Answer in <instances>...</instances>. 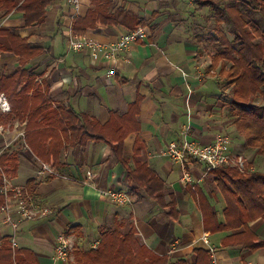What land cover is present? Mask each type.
Here are the masks:
<instances>
[{
  "label": "crops",
  "instance_id": "1",
  "mask_svg": "<svg viewBox=\"0 0 264 264\" xmlns=\"http://www.w3.org/2000/svg\"><path fill=\"white\" fill-rule=\"evenodd\" d=\"M108 1L104 12L108 21L88 29V34L102 42H114L123 32L139 26L142 19L150 33L148 42L133 43L120 54L117 74L110 81L104 59L94 60L89 51L68 50L67 0H52L40 24L25 26L23 12L17 9L0 19V25L19 29L33 46L42 49L24 66L18 54L0 52L1 74L12 75L25 67L35 73V82L40 84L38 90L32 86L22 95L23 107L34 108L30 116L29 112L23 117L15 115L8 96L10 110L0 109L2 167L14 183L32 185L36 199L56 211L23 222L17 232V248L31 249L39 264H77L76 251L95 248L103 228L127 233L134 227L141 243L173 260L185 259L187 264L212 263L211 254L197 253L208 249L204 233L216 246L215 258L220 264H245L251 259L264 264V245L226 246L224 238L235 230L213 232L205 227L207 204L220 217L225 205L215 171H207L204 162L189 158L187 169L196 184L194 189L184 178L180 163L165 153L169 143L190 127V139L207 143L228 133L233 153L247 158L252 154L235 127L222 81L217 71L210 69L209 42L189 34L187 19H182L197 5L194 0ZM91 7L92 0H82L79 17ZM59 36L63 48L57 51ZM0 38L6 42L5 37ZM22 86H27L26 79ZM62 108L98 121L106 127L107 138L124 139L125 161L118 159L106 140L77 142L72 135L76 130L67 126L63 113L54 111ZM50 148L59 157L48 154ZM43 161L53 165L59 175L39 174ZM138 161L146 162L164 180L166 203L171 197L176 199L175 214L144 191L132 189L128 171ZM98 188L127 190L132 203L117 204L101 196ZM249 229L264 240V219L250 222ZM61 231L67 232L72 246L68 260L54 257ZM12 233L9 225L0 223V245L4 238L10 242Z\"/></svg>",
  "mask_w": 264,
  "mask_h": 264
},
{
  "label": "trees",
  "instance_id": "2",
  "mask_svg": "<svg viewBox=\"0 0 264 264\" xmlns=\"http://www.w3.org/2000/svg\"><path fill=\"white\" fill-rule=\"evenodd\" d=\"M51 1L0 0V19L17 9L23 12L25 26L40 24L46 17ZM108 3V0H92V7L87 14L76 18V31L84 33L97 24L108 21L104 13ZM194 3L197 7L208 6L210 9L203 16L206 20L203 27L208 33L207 40L216 48L210 69H215L217 63L221 64L220 71L227 74L228 85H233L232 95L229 98L227 96V106L237 131L244 137V147L252 153L250 158L243 155V171L230 165L214 170L225 205L220 217L214 207L207 204L203 210L205 227L216 232L236 231L244 226V232L234 231L225 237L223 245L259 247L264 245V240L258 239L249 229V224L264 219V172L255 167L257 160L264 158V103L256 101L259 96L264 97V0H194ZM146 23L142 19L137 25ZM227 25H231L229 31L225 28ZM0 37L6 38L5 43L0 40V52L18 54L22 66L42 51L39 46H33L29 37L21 35L15 27L0 25ZM24 79L27 80V86H22ZM35 79V73L27 71L25 67L12 75L0 73V90L10 98L15 115L23 117V114L29 112L30 116L34 111V108L23 107L25 102L22 95L29 87L39 89L40 84ZM59 110L54 111L63 113L67 126L73 128L72 131L76 130L72 135L74 134L77 142L83 144L89 140H106L118 159L125 161L124 139L107 138L106 127L85 114H78L67 108ZM48 154L59 157L58 152L51 151V148ZM38 156L47 160L43 154L38 153ZM4 160L0 156V165L3 167ZM57 163L60 164L59 161ZM128 173L132 189L144 191L162 206H169L171 215L176 213V199L171 197L170 202L166 203L165 182L146 162L138 161ZM2 182L0 171V186ZM28 187L34 194L33 186L28 184ZM3 201L4 198L0 195V206ZM197 253L210 254V251L198 249ZM76 259L77 264L82 260L85 264H187L185 259L173 260L168 254L161 255L141 243L134 227L127 233H122L118 228H103L99 245L89 250L76 251ZM0 264L39 262L31 249H13L8 239L4 238L0 245Z\"/></svg>",
  "mask_w": 264,
  "mask_h": 264
},
{
  "label": "built area",
  "instance_id": "3",
  "mask_svg": "<svg viewBox=\"0 0 264 264\" xmlns=\"http://www.w3.org/2000/svg\"><path fill=\"white\" fill-rule=\"evenodd\" d=\"M70 12L69 22L65 33V40L68 50L89 51L94 60L100 58L104 59L108 64L107 79L111 80L117 74V65L119 56L122 52L127 50L133 43L148 42L150 33L146 26L140 25L133 29L123 32L119 38L110 43L102 42L88 32H77L74 27V22L80 14L82 0H67ZM155 44V43H153ZM0 109L3 112L10 110V102L7 95L0 91ZM188 129L182 136L169 143L165 153L173 160L180 163L183 168L184 178L192 184V188H196V184L192 182L190 172L187 169V161L189 158H195L204 162L207 166V171L215 170L223 165L237 166L244 170L245 159L243 155L235 154L230 150L232 143V136L228 133L218 134L213 141L203 143L196 139H190ZM3 182L0 186V195L3 196L4 201L0 206V223L9 225L12 230L10 243L13 249L17 248V232L21 224L25 221L37 220L53 215L56 211L53 206L43 203L36 199L27 184L14 183L3 167L0 165ZM39 174L42 176L59 175L57 169L43 161L39 169ZM98 193L117 203L130 204L132 203L131 194L127 190L114 188H98ZM206 243L210 254L213 256L211 264H220L215 258L216 246L210 241L209 234L204 233L202 236ZM100 241L95 244V248ZM71 242L66 231H61L55 240L56 260H68L71 256ZM245 264H260L256 260H248Z\"/></svg>",
  "mask_w": 264,
  "mask_h": 264
},
{
  "label": "rangeland",
  "instance_id": "4",
  "mask_svg": "<svg viewBox=\"0 0 264 264\" xmlns=\"http://www.w3.org/2000/svg\"><path fill=\"white\" fill-rule=\"evenodd\" d=\"M189 11H191L192 13H186L184 15V17H182V19L186 20L187 19V25L190 29L187 30V32L195 37H200L203 40H207L208 39V33L204 30V24L206 23V20L203 18L204 15H207L210 12L209 7H190ZM181 20V18H180ZM184 23H181L182 26L186 25V22L183 21ZM210 24V22H209ZM145 24H143L144 26ZM140 26V25H139ZM230 26L231 25H227L225 28L227 29V31L230 30ZM59 46L57 47V51H60L61 48H63L62 44H60L61 41V36L58 37L57 39ZM208 42V40H207ZM208 52L210 53V56L212 58V63H213V55H215L216 53V48L214 46V44H212L211 42L208 43ZM220 67L221 64L217 63L216 68L214 70L217 71L218 77L220 78V80L222 81V85L224 88V92L226 95V98L228 96V98L232 95V89H233V85H228V80L227 78V74L224 72L220 71ZM227 98V100H228ZM257 102H262L264 103V97H260L257 99ZM255 167L264 172V158L263 159H258L257 162L255 163ZM243 171V170H242ZM121 231V229H119ZM122 232V231H121ZM123 233V232H122ZM79 264H85L84 260L81 261V263Z\"/></svg>",
  "mask_w": 264,
  "mask_h": 264
}]
</instances>
